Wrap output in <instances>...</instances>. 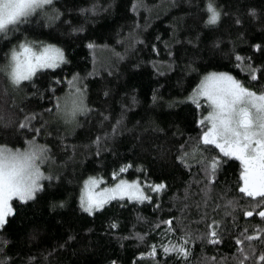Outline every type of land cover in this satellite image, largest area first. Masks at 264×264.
I'll list each match as a JSON object with an SVG mask.
<instances>
[{"label":"trees","instance_id":"16d2710c","mask_svg":"<svg viewBox=\"0 0 264 264\" xmlns=\"http://www.w3.org/2000/svg\"><path fill=\"white\" fill-rule=\"evenodd\" d=\"M208 2L55 0L62 13L58 19L50 22L34 15L0 38V65L6 62L5 53L25 39L62 48L66 57L56 68L37 70L35 87L25 81L15 91L0 72V145L25 148L34 133L32 127H17L19 121L28 112L43 113V119L38 115L32 125L41 127L48 122L36 139L51 148L53 157L50 174L54 178L43 182L44 189L34 200L14 199L16 212L0 230V238L7 240L4 252L11 264H30L29 257H35L34 264H184L182 257L164 254L160 246L169 237L176 240L182 235L185 225L203 231L205 224L197 221L204 212L209 218L223 217V238L216 245L195 240L188 264H235L233 237L244 228L250 234L261 223L256 212L253 217L243 215L249 198L239 192L240 161L227 158L222 164L205 208L203 172L198 164L185 166L176 157L180 145L196 143L203 131L197 121L207 114L208 105L202 103L198 109L187 100L202 76L227 71L248 83L234 53L251 56L257 65L264 61V53L252 47L264 45V0H211L222 13L215 25L205 23ZM134 4L140 5L135 11ZM249 9H256V16ZM237 18L241 23L235 22ZM73 27L82 30L73 31ZM89 43L95 47L90 48ZM169 43L172 57L166 47ZM74 75L93 111L80 114L79 126L66 132L67 127L56 125L46 109L51 107L53 78H57L55 95L64 97L71 91L69 81ZM37 89L44 92L43 98ZM122 112L123 126L112 133ZM97 136L102 137L99 145ZM61 137L69 145L67 149ZM129 164L126 171H119ZM90 176H101L108 184L120 178H139L163 182L166 187L148 202L113 200L87 213L80 206V195ZM225 197L241 206L232 215L224 216L223 208L213 204H222ZM60 201L62 207H53ZM169 218L175 232L166 237L167 225L160 221ZM154 243L157 256L141 257ZM255 243L258 255L264 242ZM248 264L259 262L249 260Z\"/></svg>","mask_w":264,"mask_h":264},{"label":"snow or ice","instance_id":"6c2138e0","mask_svg":"<svg viewBox=\"0 0 264 264\" xmlns=\"http://www.w3.org/2000/svg\"><path fill=\"white\" fill-rule=\"evenodd\" d=\"M139 4L133 5L135 11ZM209 13L206 24L215 25L221 17V10L212 2L205 5ZM95 7L92 11H95ZM43 13L49 21L58 19L62 13L55 6V0H0V38L8 36L12 31H16L20 24L25 23L33 14ZM81 11H87L81 9ZM252 16H256V9H249ZM51 13V15H49ZM241 23L239 18L235 21ZM73 31H81L80 27H73ZM139 39V34H135ZM159 39V37H157ZM175 36L172 40L175 41ZM89 47H95L89 43ZM168 55L172 57L171 43L166 45ZM257 51L264 53V45H252ZM153 51L159 52L156 44L152 45ZM236 62L241 71L246 72L248 83L238 79L227 71H209L202 76L199 83L192 90L187 99L193 101L199 109L201 104L208 105L206 115H202L197 121L203 131L198 134L197 142L188 146H179V155L176 159L180 160L185 166L191 163L199 165L203 172V183L205 197L202 198L204 207L208 205L206 200L209 192L214 188L217 172L227 158H235L240 161V171L238 177L239 192L249 198L248 206L244 207L243 215L253 217L256 212L261 219V223L253 227L249 234L248 229L244 228L238 236L233 237L236 247V254L233 256L235 264H248L249 260L258 261L264 264V249L257 255L256 241L264 242V61L255 64L251 56H243L234 53ZM117 57L120 53H114ZM6 62L0 65V72L6 74L10 83L16 87H22V82H29L35 87L34 77L38 69L56 68L66 60L64 51L52 44L38 41L21 40L13 45L5 53ZM247 62V63H245ZM78 76H73L69 81L70 88L74 92L65 94L64 97L55 95V83L57 78H53L51 86L53 96L49 98L51 107L47 108V113L58 121H63L70 125L65 129L66 132L73 131L79 126L78 115L83 113L90 114L93 109L86 102L84 88L77 87ZM256 87H253L252 84ZM45 89L44 91H46ZM38 94L43 98L44 92L37 89ZM107 96L108 92L105 91ZM156 97L154 96V100ZM135 103V99H133ZM43 119V113L28 112L18 123L17 127L26 129L32 127L34 135L26 141V147L11 148L6 144L0 145V230H3L8 222V217L15 214L13 206L14 199L20 202L34 200L38 193L43 191L42 181L47 178L51 181L54 177L46 174L41 165L53 159L51 148L47 144H41L36 139L41 131L47 126V121L41 127H34L32 121L37 116ZM110 117H105L109 119ZM124 113L122 112L112 127L115 133L119 127L123 126ZM51 135V133H45ZM102 137L97 136L95 143L99 145ZM63 147L67 149L69 145L61 137ZM75 150V146H72ZM187 147V150L185 148ZM218 150V151H217ZM214 153V154H211ZM121 167L120 172L127 170ZM113 177L118 173L113 172ZM103 178L90 177L85 181L83 194L80 196V206L87 213H94L98 209L104 208L105 204L117 197L125 196L133 200L147 201L152 197L145 193L138 180L128 181L123 178L118 179L110 187L98 188L100 180ZM147 184L148 181H145ZM199 184L200 181H197ZM154 192H160L166 185L163 182L152 183L149 185ZM215 208H223V215L233 214V210L241 207L237 202L226 197L222 204H215ZM62 207L63 201L53 204V207ZM201 208V204H197ZM235 221V218H234ZM203 222V231L193 230L190 225H185L183 234L176 240L168 238V242L162 244L164 254L175 253L188 264L190 256V245L199 239L201 242H208L216 245L222 241L224 229L223 217L220 219L209 218L207 212L199 217L197 221ZM160 223L167 225L164 234L168 237L169 233L175 232L173 220L169 218ZM115 227V223L112 225ZM247 241V244L245 243ZM7 240L0 238V264H11L10 258L4 252ZM141 257L155 258L157 256V245L154 243L147 252H141ZM215 260V258H210ZM224 258L222 257L221 260ZM30 264H34L35 257L28 258ZM111 264H116L112 261Z\"/></svg>","mask_w":264,"mask_h":264},{"label":"rangeland","instance_id":"374dc122","mask_svg":"<svg viewBox=\"0 0 264 264\" xmlns=\"http://www.w3.org/2000/svg\"><path fill=\"white\" fill-rule=\"evenodd\" d=\"M34 15L45 16L43 13H41V12H39V11H38L37 13L33 14V16H34ZM49 15H51V13H49ZM45 17H46V16H45ZM46 18H48V17H46ZM103 55H104V54H103ZM104 56H105V55H104ZM59 65H60V64H59ZM38 70H39V69H38ZM9 82H10V81H9ZM10 84H11V83H10ZM11 86L14 87V90L16 91L17 87L14 86V85H12V84H11ZM76 86H77V87H80L79 80L76 82ZM70 90H71L70 92H74V91H75L74 88H70ZM190 95H191V94H189L188 96H190ZM187 100H189V99H187ZM189 101H191V100H189ZM81 115H82V113H81ZM81 115H80V114L78 115V119H79V117H80ZM52 121H53L54 123H56V125H65L66 127H71L70 125L65 124L63 121H58V120H56V119H54V118L52 119ZM21 149H23V148H21ZM41 167L43 168V170L45 171L46 174L51 175L50 173H51V170H52V169H51L52 164L50 163V161L47 162V163H45V164H43V165H41ZM90 177H95V178H97V179H99V178H103V177H101V176H90ZM90 177H88L85 181H87ZM120 179H121V178H120ZM123 179L128 180V181L138 180L139 183L141 184V186L143 187L145 193L148 194V195H150V196L152 197L151 200H153L154 198L158 197V196L161 194V192H162V190H161L160 192H154V191H152L151 188H150V186H149V185L152 184V183L148 182V183L146 184L144 180H140L139 178H134V179L123 178ZM45 180H47V178H45V179L42 181V183H43ZM85 181H84L83 186H82L81 195H82L83 192H84ZM115 182H116V181H115ZM115 182H113V183H115ZM113 183L108 184V183L106 182L105 178H103L102 180H100V183L98 184L97 187H98V188L110 187ZM81 195H80V196H81ZM113 200H120V201L128 200V201H131V202H137V203H143V202L151 201V200H147V201L133 200V199H130L129 197H127V196H125V197H123V198L117 197V198L112 199V200H110V201H113ZM110 201H109V202H110ZM109 202H108V203H109ZM106 204H107V203H106ZM106 204H105V205H106ZM98 210H100V209H98ZM96 211H97V210H96Z\"/></svg>","mask_w":264,"mask_h":264}]
</instances>
